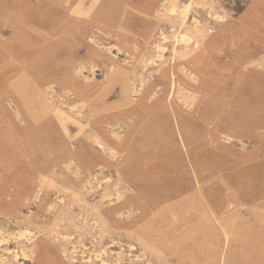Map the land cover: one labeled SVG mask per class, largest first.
I'll use <instances>...</instances> for the list:
<instances>
[{"label": "rangeland", "instance_id": "1", "mask_svg": "<svg viewBox=\"0 0 264 264\" xmlns=\"http://www.w3.org/2000/svg\"><path fill=\"white\" fill-rule=\"evenodd\" d=\"M0 234V264H264V0H0Z\"/></svg>", "mask_w": 264, "mask_h": 264}, {"label": "bare ground", "instance_id": "2", "mask_svg": "<svg viewBox=\"0 0 264 264\" xmlns=\"http://www.w3.org/2000/svg\"><path fill=\"white\" fill-rule=\"evenodd\" d=\"M183 11H184V10H183ZM185 12H186V11H185ZM185 14H186V13H185ZM182 15H183V14H182ZM184 19H185V18H184ZM196 47H197V46H196ZM159 59H160V58H159ZM82 70H83V68H82ZM93 71H94V70H93ZM91 72H92V71H91ZM85 80H86V78H85ZM86 81H87V80H86ZM86 81H85V82H86ZM49 97H50V96H49ZM83 106H84V105H83ZM77 115H78V114H77ZM257 212H258V211H257ZM21 234H22V233H21ZM0 236H1V234H0ZM2 237H3V236H1V238H2ZM1 240H2V239H1ZM5 241H6V240H5ZM5 241H4V242H5ZM4 242L1 241L2 244H3ZM1 243H0V245H1ZM7 245H8V244H7ZM8 252H9V251H8ZM9 253H10V252H9ZM2 260H3V259H2ZM2 260L0 259V261H2ZM14 262H15V261H14Z\"/></svg>", "mask_w": 264, "mask_h": 264}]
</instances>
